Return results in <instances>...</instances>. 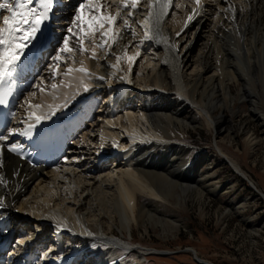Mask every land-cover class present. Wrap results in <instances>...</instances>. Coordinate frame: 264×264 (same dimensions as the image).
Listing matches in <instances>:
<instances>
[{"label": "bare ground", "instance_id": "bare-ground-1", "mask_svg": "<svg viewBox=\"0 0 264 264\" xmlns=\"http://www.w3.org/2000/svg\"><path fill=\"white\" fill-rule=\"evenodd\" d=\"M81 3L57 0L10 66L19 88L8 96L11 122L2 134L8 139H0V248L15 239L5 264H142L146 255L165 251L131 246L122 237L131 239L133 226L148 233V222L176 238L187 201L234 188L200 169L211 156L193 154L185 141L189 128L215 134L225 158L220 137L232 117L224 110L255 117L261 135L246 132L249 153L264 137V0H140L135 9L101 0L105 16L119 11L106 37L107 27L88 32L85 23L81 32L74 24ZM29 7L43 11L39 0ZM5 15L11 14L0 10V28ZM91 15L82 10L84 21ZM65 38L73 50L61 53ZM56 39L61 44L53 47ZM34 120L39 135L19 136ZM13 146L19 153L8 151ZM245 202L230 199L226 215L240 214ZM187 251L204 262L193 247Z\"/></svg>", "mask_w": 264, "mask_h": 264}, {"label": "rangeland", "instance_id": "rangeland-1", "mask_svg": "<svg viewBox=\"0 0 264 264\" xmlns=\"http://www.w3.org/2000/svg\"><path fill=\"white\" fill-rule=\"evenodd\" d=\"M77 4L79 2L75 3L74 8ZM58 35L62 37L64 34ZM60 44L61 40L56 39L53 47ZM231 90L233 95L236 94L237 85L232 84ZM215 113L219 114L220 110ZM222 114L227 119L232 117V120L229 119L231 123L223 124L226 131L220 137V144L230 158H225L216 150L215 134L204 128H189L185 141L191 146L195 156H211L210 161L201 165L202 171L211 169L217 176L219 185L229 183L234 188L223 194H207L200 201H187L185 211L181 212L184 225L179 226L176 238L163 237L160 227L150 226L148 222V233L143 226H133L132 238L129 239L126 234L122 237L131 246L165 251L146 255L142 264H202L193 252L187 251L189 247L196 250L198 258L204 261L203 264H264V137L255 150L249 153L243 143L246 132L254 131L261 135L255 117L242 111L235 116H231L227 110ZM89 122L90 120L85 124ZM78 133L66 144L75 140ZM228 159L239 164L244 175L235 171ZM230 199L237 204L246 200L245 208L240 214L231 212L226 215ZM246 217H250L251 221H243L242 218ZM112 232L121 237L116 227H112ZM132 257L135 258L133 253L127 259Z\"/></svg>", "mask_w": 264, "mask_h": 264}, {"label": "snow or ice", "instance_id": "snow-or-ice-1", "mask_svg": "<svg viewBox=\"0 0 264 264\" xmlns=\"http://www.w3.org/2000/svg\"><path fill=\"white\" fill-rule=\"evenodd\" d=\"M56 2L57 0H39L40 7L43 9V11L40 12H37L34 7H29V5L33 3V0H19V2L15 4L11 3L10 0H3V2H0V10H7V12L11 14L2 17L5 27L0 28V45H4V47L0 49V82L3 81L5 75L11 74L10 66L14 65L16 61L19 60L24 48L27 47L25 41L30 43L35 39L36 33L40 31V25L45 20L49 19V13L52 11ZM171 2L172 0H167L168 4H171ZM139 3L140 0H123V8H127L131 5V7L135 9ZM196 3L199 4L200 0H196ZM102 7L101 0H86V3H81L77 9L74 24H76L77 27H80L81 32H84L85 30L80 25L85 23L88 25V32L100 31L107 27L108 30L102 33V37L108 36L111 26L116 23V20L119 17V11L116 16H112L111 14L105 16L101 12ZM82 10L92 13L90 20H83ZM128 15L130 16L132 13L129 12ZM191 18L192 17L190 16L189 19ZM77 22L79 23L77 24ZM128 23V20H124L125 25ZM24 25H27V27H24ZM69 31L71 32L72 30L69 29ZM18 32H22L23 35H15V33ZM105 43H107V41L102 39V42L98 47L103 48ZM72 50L73 49L68 46V39L65 38L64 47L60 49V52L65 53L71 52ZM80 50L84 51L82 47ZM94 55L95 54H93V56ZM55 59L60 61L61 55L58 54ZM117 59H119V57H117ZM67 71L70 73L72 69L69 68ZM79 71L85 72L86 70L80 68ZM5 103V94L0 92V104ZM36 107H39V105ZM40 119L41 117H36L37 122H39ZM0 139L6 141L8 137L0 135ZM8 151L19 153V149L15 146L9 148ZM0 155H2V150H0ZM0 167H3L2 162H0ZM3 182V177H0V183ZM3 206V201H0V207Z\"/></svg>", "mask_w": 264, "mask_h": 264}, {"label": "water", "instance_id": "water-1", "mask_svg": "<svg viewBox=\"0 0 264 264\" xmlns=\"http://www.w3.org/2000/svg\"><path fill=\"white\" fill-rule=\"evenodd\" d=\"M203 264V263H202Z\"/></svg>", "mask_w": 264, "mask_h": 264}]
</instances>
